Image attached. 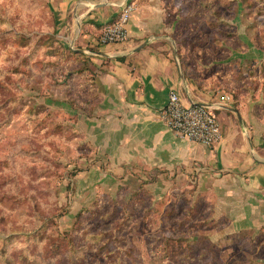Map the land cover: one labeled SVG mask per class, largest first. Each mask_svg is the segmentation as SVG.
<instances>
[{
  "label": "rangeland",
  "instance_id": "374dc122",
  "mask_svg": "<svg viewBox=\"0 0 264 264\" xmlns=\"http://www.w3.org/2000/svg\"><path fill=\"white\" fill-rule=\"evenodd\" d=\"M190 4L167 42L189 76L212 60L196 55L209 39L228 36L236 51L243 30L257 28L249 43L264 44V0ZM81 48L76 27L60 32L49 0H0V236L12 238L0 264H24V255L29 264H264V226L238 231L212 219L194 173L170 188H156L153 174L118 180L82 133L95 99L92 57L72 54ZM236 52L217 50L213 62L220 76L244 80L250 63Z\"/></svg>",
  "mask_w": 264,
  "mask_h": 264
},
{
  "label": "crops",
  "instance_id": "0c3cea01",
  "mask_svg": "<svg viewBox=\"0 0 264 264\" xmlns=\"http://www.w3.org/2000/svg\"><path fill=\"white\" fill-rule=\"evenodd\" d=\"M49 2L60 32L76 27L82 47L77 51L92 57L90 89L95 104L82 116V133L94 149L108 155L118 169V180L132 173L137 179L153 174L156 188L161 183L170 188L175 181H189L194 173V188L205 194L212 219H222L225 228L238 231L263 227L264 44L259 40L257 45L250 44L247 38L261 32L245 28L240 36L243 45L236 49L239 53L230 47L228 36L221 42L209 39L208 44L197 45L198 58L204 54L212 60L203 68L197 64L191 77L187 74L190 68L172 60L167 44L174 23L189 12L191 0ZM125 4L134 8L126 42L100 45L102 27L114 22ZM212 9V5L207 9L211 21L216 20ZM216 33L203 36L212 38ZM217 50L230 56L236 52L241 61H249L250 66L242 71L244 80H235L230 71L220 76L224 71L213 62ZM223 65L228 67V63ZM210 67L216 68L207 74L203 69ZM173 92L184 106L214 108L221 131L218 143L204 146L182 139L166 125L162 113Z\"/></svg>",
  "mask_w": 264,
  "mask_h": 264
},
{
  "label": "built area",
  "instance_id": "2783aa9c",
  "mask_svg": "<svg viewBox=\"0 0 264 264\" xmlns=\"http://www.w3.org/2000/svg\"><path fill=\"white\" fill-rule=\"evenodd\" d=\"M133 10L131 4L123 5L116 20L102 27L98 43L108 46L126 42L127 26ZM222 99L229 101V98ZM213 111L214 108L210 105L184 106L178 94L173 92L163 110L162 119L178 137L212 146L221 139V131Z\"/></svg>",
  "mask_w": 264,
  "mask_h": 264
},
{
  "label": "trees",
  "instance_id": "16d2710c",
  "mask_svg": "<svg viewBox=\"0 0 264 264\" xmlns=\"http://www.w3.org/2000/svg\"><path fill=\"white\" fill-rule=\"evenodd\" d=\"M72 54H74V55H78V56H83V54H81L80 52H72ZM31 235H33V234H30L29 236H30V238L32 239V238H34V236L35 235H33V236H31ZM27 239H29V237L27 238ZM50 240H52V238H50ZM11 241H12V238L10 237V236H8V237H5V236H0V261H3V259H5L6 257H7V254H8V251H9V247H10V244H11ZM56 241H58L57 239L56 240H54L53 242H50L49 243V246H48V248L51 250V252L53 253V254H51V256H56V255H58V254H56V251H57V249H58V244H57V242ZM21 258H23L22 260H21V262L22 263H24V264H29V262H28V258H27V256L26 255H24V256H21ZM71 257H69V259H70ZM3 263V262H2ZM3 264H7V263H3Z\"/></svg>",
  "mask_w": 264,
  "mask_h": 264
}]
</instances>
